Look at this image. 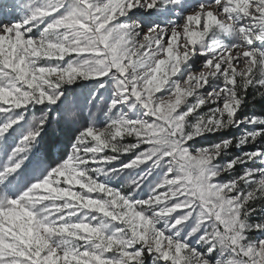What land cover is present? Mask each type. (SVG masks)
Listing matches in <instances>:
<instances>
[{"label": "snow or ice", "instance_id": "snow-or-ice-1", "mask_svg": "<svg viewBox=\"0 0 264 264\" xmlns=\"http://www.w3.org/2000/svg\"><path fill=\"white\" fill-rule=\"evenodd\" d=\"M179 2L5 0L0 5L26 12L22 22L0 25V114H15L0 124V138L24 119L21 110L51 109L63 86L78 80L98 81L100 88L105 78L113 81L109 113L120 105L143 109L142 118L118 111L103 128L89 124L62 163L14 195L5 182L38 143L47 113L35 122L0 166V264H264V240L246 243L247 232L264 231V223L247 222L255 211L250 202L264 198V169L244 168L243 174L217 182L222 173L264 159V150L218 167L215 161L233 140L195 151L188 146L205 133L242 124L258 127L237 138L235 147L264 136V118L237 116L250 88L264 97V0H205L180 23L153 24L146 31L124 22L135 9ZM223 34L236 43L223 44ZM197 45L199 56L208 58L198 71L185 69ZM205 105L208 111L201 115ZM65 115L77 118L76 110ZM127 137L135 143H122ZM142 147L112 171L149 162L160 168L163 162L164 178L146 199L135 198L144 177L132 181L128 194L98 179L107 175L105 165ZM189 220L195 225L181 236ZM161 222L163 229L156 227ZM197 233L205 250L188 243Z\"/></svg>", "mask_w": 264, "mask_h": 264}, {"label": "rangeland", "instance_id": "rangeland-1", "mask_svg": "<svg viewBox=\"0 0 264 264\" xmlns=\"http://www.w3.org/2000/svg\"><path fill=\"white\" fill-rule=\"evenodd\" d=\"M18 2L20 5H23L25 3V0H18ZM203 2H205V0H180L178 5L169 6L163 9L156 8L152 9L151 11H145L142 8H138L135 9L133 13H130L129 17L125 18L124 22L127 24L139 23L144 27L145 31L153 24H160L161 26H165L169 24L170 21L180 23L183 20L184 15L188 14L193 7ZM4 3L5 0H0V5H3ZM25 15L26 12L22 7H17L15 10H13L12 8L0 10V25L10 26L16 23H20L22 22ZM34 34L38 36L39 29H37ZM219 39L225 45L236 43V38L229 34H223L219 37ZM210 44L211 38L209 37L204 42V48H207ZM197 47V55L194 56L190 61H188V63L184 66L185 69L198 71L204 60L208 58L205 56H199V45H197ZM66 59L68 58L66 57ZM40 63L43 64L45 63V61L41 60ZM177 79H179V77H177ZM99 83L100 82L95 80H78L71 85L63 86V88L61 89V91H63L64 93L63 96L61 97L58 104L51 106V109L42 106H29L27 109L21 110L24 119L21 120L20 123L16 124L12 129H10L3 138H0V166H3L7 162L8 155L11 154L12 149L16 147L19 141L22 139L18 128L20 126L19 124L23 125L27 121H30L28 126L22 128V134L27 135L28 132L34 127L35 122L41 116H43L45 112L49 117V123L45 125V129L42 132L41 136L48 130L49 133L52 131V128H48V124L54 125L55 123H61L63 125V129H65L66 127L67 130L71 131L70 134L73 135V138H75V136L78 135V133L85 127L89 126V124H92L97 128H103L108 121V116H115L118 111L127 113L130 119L142 118L143 109L139 106L130 109V107L127 105H120L118 109H114L112 113H109L108 107L112 102L113 94L116 89L114 87L113 81L107 78H105V81H103V88L99 87ZM214 84L217 87L220 86L219 81L214 82ZM210 91L211 88L203 90L202 94L206 96ZM253 92L255 91L253 90ZM157 95H164L166 97L167 94L158 93ZM208 108L209 106L205 105L204 108L201 109L200 114L202 115L207 112ZM70 110H76V119H67L65 114ZM244 112L245 109L242 105L240 112L237 113L238 118L243 119L245 116L249 118H251L252 116L264 118V116H258L256 115V113L254 114L252 112L250 114L244 115ZM14 115V113H9L6 117L5 114H0V124L7 122V118H11ZM194 116L189 117L190 124L195 123ZM17 125L19 126L17 127ZM257 127L258 126L255 125L249 126L247 124H242L239 127H230L221 132L205 133L204 135L198 136L194 140L189 141L188 146L190 147V150L195 151L196 149L210 148L213 145L219 144L222 140H233V146L230 147L226 153L222 154L220 159L215 161V164L218 167H223L228 163L229 160H232L236 156L242 155L245 152H254L257 149L264 150V136L259 137L255 141V143H249L243 145L240 148L235 147V140L237 138L244 136L245 133L250 132ZM188 130L191 131V129ZM122 143H135V140L132 137H127L124 141H122ZM37 144L38 143H36L35 146H37ZM71 145L69 146L70 148L67 151L66 157L71 150ZM142 150L143 147L141 149H138L135 153H129L128 155L120 156V158L113 164L105 165L104 169L107 175H100L99 180L116 190L121 188V190L119 191H121L122 194H128L130 191V187L132 186V181L144 177L141 184V189L136 191L135 198L146 199L151 194L152 189L158 183L162 182L164 178V174L167 169L166 165H163V162L160 168H151V162H149L148 164L141 165L136 169L112 171V169H121L123 164L128 163L132 158L135 157V155H137ZM57 163L60 164L61 161ZM58 164H43L42 162L39 163V161H36L33 168L28 170L22 177H20L21 175L19 176L20 178H22V180L25 181V183L17 186V188L12 189L11 181L15 179L14 176L9 177V180L5 183L9 184V191L16 195L17 193L26 190L29 182H37L42 180L49 172V170L55 168ZM244 168L264 169V159L257 158L256 160L249 162L247 165L237 166V168L232 169V171L229 173H222L220 177H217V182L223 183L228 179H232L237 175L243 174ZM149 169H151V172L150 174H147L149 172ZM3 188L4 185L0 184V189ZM58 203L61 202L58 201ZM249 206L255 209V211L251 212V214L247 217V222L250 225L264 223V198H258L254 201H251ZM194 225L195 220H189L188 225L183 226L181 236H184L187 232L191 231L190 226ZM156 227L163 229V222L156 225ZM198 236L199 233H197L196 236L190 238L188 243L197 250H205L200 244L197 243ZM247 238L248 239L246 243L264 240V231H249L247 232Z\"/></svg>", "mask_w": 264, "mask_h": 264}, {"label": "trees", "instance_id": "trees-1", "mask_svg": "<svg viewBox=\"0 0 264 264\" xmlns=\"http://www.w3.org/2000/svg\"><path fill=\"white\" fill-rule=\"evenodd\" d=\"M243 106L245 109L244 115L252 112L258 116H264V97H260L252 89H249L247 101ZM48 128H52V131L49 133L48 130L41 136L37 144L38 150L43 151L47 162L56 165L58 164L57 162L62 161L66 157L67 151L70 148L69 146L72 144L74 138L70 134L71 131L67 130L66 127L63 129L61 123L48 124ZM56 151H58L57 160L54 159Z\"/></svg>", "mask_w": 264, "mask_h": 264}, {"label": "crops", "instance_id": "crops-1", "mask_svg": "<svg viewBox=\"0 0 264 264\" xmlns=\"http://www.w3.org/2000/svg\"><path fill=\"white\" fill-rule=\"evenodd\" d=\"M29 123H30V121H27L25 124H23V125H21V124H19V125H17V127L19 128V132H20V136H21V138L23 137V136H25V135H23L22 134V128L23 127H26V126H28L29 125ZM27 131V130H26ZM37 150H38V148H37V146H34L32 149H31V151L27 154V159L24 161V163H23V165L21 166V168H20V170L18 171V173L16 174V175H14V177H15V179L14 180H12L11 181V188L13 189V188H17V186H19V185H22L23 183H25V181L24 180H22V178H20V177H22L28 170H30L31 168H33L34 167V164L36 163V159H37V157H39V153L37 152ZM55 154V153H54ZM66 159V158H65ZM64 159V160H65ZM63 162V161H62ZM61 162V163H62ZM50 171V170H49ZM21 175V176H20ZM47 175V174H46ZM45 175V176H46ZM93 175H96L95 173H93ZM20 176V177H19ZM19 177V178H18ZM108 178V177H107ZM98 179H100V177H98ZM32 183H35V181H32V182H29L28 183V186H27V188L32 184ZM26 188V189H27ZM117 190H121V188H119V189H117ZM20 193H22V192H20ZM20 193H17L16 195H19ZM92 195H96V194H92ZM57 203H58V201H57Z\"/></svg>", "mask_w": 264, "mask_h": 264}, {"label": "clouds", "instance_id": "clouds-1", "mask_svg": "<svg viewBox=\"0 0 264 264\" xmlns=\"http://www.w3.org/2000/svg\"><path fill=\"white\" fill-rule=\"evenodd\" d=\"M91 203V202H90Z\"/></svg>", "mask_w": 264, "mask_h": 264}]
</instances>
